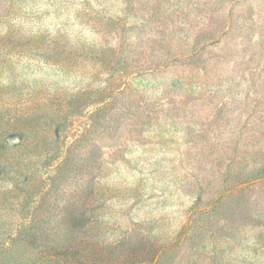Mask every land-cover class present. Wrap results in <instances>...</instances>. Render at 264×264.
I'll use <instances>...</instances> for the list:
<instances>
[{"label": "rangeland", "instance_id": "374dc122", "mask_svg": "<svg viewBox=\"0 0 264 264\" xmlns=\"http://www.w3.org/2000/svg\"><path fill=\"white\" fill-rule=\"evenodd\" d=\"M90 85L116 100L84 121L116 120L91 135L84 194L70 176L42 190L47 247L130 227L171 247L147 264H264V0H0V246L16 257L49 250L18 243L20 172L39 149L63 160L62 104Z\"/></svg>", "mask_w": 264, "mask_h": 264}, {"label": "trees", "instance_id": "16d2710c", "mask_svg": "<svg viewBox=\"0 0 264 264\" xmlns=\"http://www.w3.org/2000/svg\"><path fill=\"white\" fill-rule=\"evenodd\" d=\"M20 2H27L28 0H17ZM37 0H32L33 3H36ZM57 48V47H55ZM54 48V49H55ZM44 55V52H43ZM45 56L44 60L46 61V66L52 68L55 65L56 60L53 56ZM47 78H53L48 76ZM137 80L140 82L141 77ZM49 81V79H45ZM141 85V84H140ZM92 86V85H90ZM92 90L85 91L79 98H68L63 104L61 113L65 116L64 123L59 128V132L62 133L61 140H58V143L62 149H64V158L56 166H53V156L55 153L51 154L50 152H43L39 149V152L34 154L30 164L26 166V174L23 180L24 188L22 189L23 197L29 202V209L26 211V214L31 211L30 217L23 218L22 222H26V225L20 227L18 243L37 247L36 250L46 251L49 249L47 247L48 243L46 242L51 236L49 235V226L44 222L43 217L47 212V205H44L43 202L47 199L42 190L44 188L48 189V192H51L53 188L57 186V183L61 182L65 176L68 179L74 180L78 184V188L74 193L84 194L85 188H79V183H85L88 179L86 173H88L89 168L94 169V162L91 161L92 149L90 138L93 135L95 129L98 130L99 134H107L112 131L108 126L112 125L111 121L116 120L112 118L110 122L102 127L91 129L89 122L96 123L95 120L105 122L106 110L113 104V100H116L114 97H110L112 94V88L107 91V88H103L101 85L98 87L92 86ZM141 90L139 87L138 91ZM109 97L108 100H105ZM105 100V101H104ZM79 104V105H78ZM93 107L94 112L90 111L89 113L83 112L88 106ZM89 115L87 122L84 121V116ZM60 117V116H58ZM82 130V131H81ZM69 137L73 138L72 141L69 140ZM65 140H64V139ZM29 145L25 141H20L18 144L14 145L15 150L25 151L26 153L29 150ZM38 144L36 147L38 148ZM28 147V148H27ZM42 159V164H45L44 174L48 175V178L43 179L39 175L41 170L39 169V160ZM57 159V157H56ZM59 159V158H58ZM44 160V163H43ZM89 160V161H88ZM70 176V178H69ZM52 194V193H50ZM21 196V195H20ZM35 203V204H34ZM26 219V220H24ZM149 222L144 221V225L148 228V231H152V226ZM156 224V222H154ZM122 229V228H121ZM130 227L126 228V237L121 238L117 244H107L106 240L100 239L95 240V243L91 245L84 246L81 243L77 242L76 237L71 233V229L65 228L61 230L60 235L63 231L65 234L63 238L65 241L63 245H60L57 240H53V249H49L48 253L43 255H38L36 259H29L30 255L24 254L16 257L18 250L15 248V242L8 245L0 246V264H147L149 262H157L156 258L162 256H167L166 252L171 251L170 248H165L161 243L158 237H155L151 234V237L141 236L139 229L134 228L129 230ZM137 238H136V234ZM132 236V237H130ZM188 241L189 239H195V237L184 236ZM95 245V246H94ZM64 249V250H63ZM89 250V254H84V250ZM199 250V248H197ZM161 252V253H160ZM91 254V256H90ZM162 255V256H161ZM87 256V258H85ZM89 256V257H88ZM92 260V261H91Z\"/></svg>", "mask_w": 264, "mask_h": 264}]
</instances>
